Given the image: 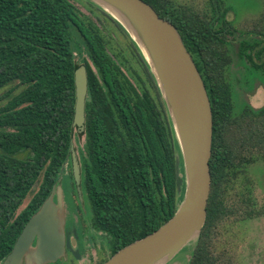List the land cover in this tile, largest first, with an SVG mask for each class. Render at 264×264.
I'll list each match as a JSON object with an SVG mask.
<instances>
[{"label": "trees", "instance_id": "obj_1", "mask_svg": "<svg viewBox=\"0 0 264 264\" xmlns=\"http://www.w3.org/2000/svg\"><path fill=\"white\" fill-rule=\"evenodd\" d=\"M143 1L179 30L213 112L207 220L189 264H242L232 247H221V236L227 226L264 216L247 175L264 163V108L236 114L227 40L215 32L227 12L219 17L221 0H209L202 13L175 0ZM132 45L152 91L122 71L101 29L71 0H0V264L61 175L64 181L67 166L85 216L68 160L77 133L75 71L81 65L88 76L79 158L88 230L109 239L111 257L174 216L184 194L179 145L149 67ZM258 54L264 73V47Z\"/></svg>", "mask_w": 264, "mask_h": 264}, {"label": "water", "instance_id": "obj_2", "mask_svg": "<svg viewBox=\"0 0 264 264\" xmlns=\"http://www.w3.org/2000/svg\"><path fill=\"white\" fill-rule=\"evenodd\" d=\"M87 1L108 13L124 29L147 63L173 125L182 162L179 176L184 181L183 198L174 216L155 232L117 251L103 264H169L188 246L194 244L195 249L207 220L213 144V112L208 92L179 30L162 19L151 5L143 0ZM75 89L73 127L82 135L86 129L88 97L85 65L75 71ZM68 160L83 208L81 165L74 140ZM62 181L63 175L30 217L1 264H56L67 260ZM72 243L75 247V238ZM191 259L192 255L189 262Z\"/></svg>", "mask_w": 264, "mask_h": 264}, {"label": "rangeland", "instance_id": "obj_3", "mask_svg": "<svg viewBox=\"0 0 264 264\" xmlns=\"http://www.w3.org/2000/svg\"><path fill=\"white\" fill-rule=\"evenodd\" d=\"M82 13L97 25L104 37L109 42V53L115 58L122 71L129 76L132 82L134 78L141 79V83L147 89L151 88L148 77L144 74L142 66L133 48L130 36L125 33L115 20H111L102 12L91 7L86 0H71ZM177 3L190 7L202 13L206 10L209 0H175ZM230 11L227 20L233 22L236 38L229 45V57L231 58L228 69L229 79L234 86V101L236 114H241L246 106L255 110L264 108V73L258 70L259 62L256 53L248 54L250 46L261 43L262 37H248L245 34L250 30L264 33V0H221ZM115 21V22H114ZM246 46V48H242ZM78 63L83 64L82 59L77 58ZM123 62V63H121ZM140 83V81L138 82ZM140 83V84H141ZM138 90L141 89L138 86ZM154 92V91H153ZM74 145L79 158L85 151V137L76 133ZM69 166L66 167L64 184L67 195L68 230L77 236V244L74 251L78 256L62 264H103L110 257L109 239L103 234H95L88 230L90 204L84 197L83 210L85 216L78 210V204L72 193L69 179ZM253 197L258 207H264V163L254 165L247 170ZM33 193L24 201L19 211L24 209ZM18 211V212H19ZM221 247H232L239 256L242 264H264V216L257 219L227 226L222 231ZM194 251V244L188 246L177 258L169 264H189V257Z\"/></svg>", "mask_w": 264, "mask_h": 264}, {"label": "flooded vegetation", "instance_id": "obj_4", "mask_svg": "<svg viewBox=\"0 0 264 264\" xmlns=\"http://www.w3.org/2000/svg\"><path fill=\"white\" fill-rule=\"evenodd\" d=\"M208 5H209V3H208ZM207 5V6H208ZM220 9H216L217 10V12H218V15H219V17H221L222 18V16H223V13L225 12V10H227V12L224 14V19H223V22L222 21H219V22H217L215 25V32L218 34V35H220V36H224L225 38H226V49H227V51H228V54H229V45H231V44H233L232 42L235 40V38H236V30H235V27H234V24H233V22H230V21H228L227 20V15H228V13H229V11H230V8L228 7H225V5L221 2L220 3ZM210 7H211V5H210ZM228 24V25H226V23ZM262 21H264V20H262ZM263 32H261V31H254V30H250L249 32H247L245 35L246 36H248V37H258V36H260V37H262V40H261V42H263L264 41V34H262ZM243 47V46H242ZM245 48H246V46H244ZM243 47V48H244ZM253 47V50L251 49ZM261 48H263L262 46H261V43L260 44H257L256 46H254V45H252V46H250V48H248V50H247V53L248 54H251L252 52L253 53H256L257 54V56H259V54H258V51L261 49ZM260 62V61H259ZM228 67H230V65L228 66ZM245 108H249L250 110H251V112H253L254 114H256V113H258L260 110H262V109H259V110H255V109H253V108H251L250 106H246V107H244L243 108V110L245 109ZM242 110V111H243ZM64 188V187H63ZM66 203H67V195L65 194V189H64V207H65V218H66V256H67V259H70V257L71 256H73L74 255V248L75 247H73V243H72V239L73 238H75L76 239V241H77V236L74 234V233H70V231L68 230V218H67V215H66V211H67V207H66ZM30 219V218H29ZM28 219V220H29ZM28 222V221H27ZM26 225V224H25ZM24 228V227H23ZM64 260H62V261H59L60 263L61 262H63ZM58 262V263H59Z\"/></svg>", "mask_w": 264, "mask_h": 264}]
</instances>
